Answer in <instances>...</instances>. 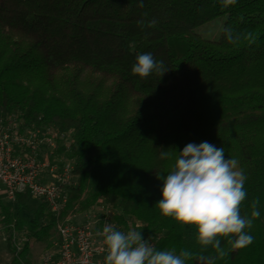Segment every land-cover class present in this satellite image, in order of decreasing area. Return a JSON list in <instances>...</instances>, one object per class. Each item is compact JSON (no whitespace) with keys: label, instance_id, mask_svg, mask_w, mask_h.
I'll list each match as a JSON object with an SVG mask.
<instances>
[{"label":"trees","instance_id":"trees-1","mask_svg":"<svg viewBox=\"0 0 264 264\" xmlns=\"http://www.w3.org/2000/svg\"><path fill=\"white\" fill-rule=\"evenodd\" d=\"M0 0V113L52 124L74 139L76 185L62 212L88 211L98 200L141 224L157 250H187L185 264H264V0ZM227 14L217 39L194 28ZM155 21L154 26H149ZM167 70L132 74L140 54ZM223 147L246 176L241 216L259 218L235 249L219 237L224 256L196 243V229L160 214L162 181L189 143ZM63 149V147H61ZM167 156L162 157V153ZM29 196L0 202L4 221L28 240L10 264H30L31 243L47 239L56 217ZM32 241V242H31ZM51 244V243H50ZM49 244V245H50Z\"/></svg>","mask_w":264,"mask_h":264},{"label":"clouds","instance_id":"clouds-1","mask_svg":"<svg viewBox=\"0 0 264 264\" xmlns=\"http://www.w3.org/2000/svg\"><path fill=\"white\" fill-rule=\"evenodd\" d=\"M235 3V0H227ZM140 6H143L141 0ZM155 21L149 26H154ZM132 74L141 79L153 72L160 77L167 71L163 61H156L151 53L140 54L132 66ZM168 153H162L167 156ZM162 181L161 199L156 207L164 217H170L181 226L196 229V243L202 249L211 246L222 257L219 237L227 238L233 250L246 247L253 237L246 233L253 218H259L257 205L252 202V218L241 216L240 205L246 199L244 188L246 176L237 169V161L225 157L224 148L208 141L189 143L177 154L176 160L166 176L157 177ZM107 255L104 264H185L193 254L182 250H157L140 231L127 233L105 226L102 233ZM214 257L199 256L200 264H213Z\"/></svg>","mask_w":264,"mask_h":264},{"label":"built area","instance_id":"built-area-1","mask_svg":"<svg viewBox=\"0 0 264 264\" xmlns=\"http://www.w3.org/2000/svg\"><path fill=\"white\" fill-rule=\"evenodd\" d=\"M69 134L52 124L28 123L15 111L0 113V202L6 199L14 203L18 194L26 193L29 198L44 201L56 217V239L42 252L37 264H104L106 246L98 233L108 225L125 232L134 226L131 222L136 228L141 223L130 217L121 222L107 215L95 224L89 220L75 223L70 217L72 211L61 215L70 187L77 183L74 159L66 154L74 142ZM101 202L114 209L104 200L97 203ZM118 214L116 211L115 217ZM4 218L0 206V241L11 243L14 254H18L28 240L27 234L18 231L14 222L7 224Z\"/></svg>","mask_w":264,"mask_h":264},{"label":"rangeland","instance_id":"rangeland-1","mask_svg":"<svg viewBox=\"0 0 264 264\" xmlns=\"http://www.w3.org/2000/svg\"><path fill=\"white\" fill-rule=\"evenodd\" d=\"M226 19H227V14H221V15L216 16L215 18L211 19L210 21H207V22L199 25L198 27L194 28L193 31L200 34L201 37H203V38H206V39L211 38V40L217 39L221 33L222 27H223ZM38 202H39L38 199L29 198L26 207H23L21 210V215L25 218H30L31 211L33 208H35L38 205ZM3 203L11 206L13 211H16L13 203L8 202L6 199ZM103 215H107L113 220L115 218H117V217H115L116 210H114L112 208L111 209L106 208V205L104 204V202L97 203V204L93 205L88 211H85V212L79 211V210L72 212L70 217H72V220L75 223H81V222L89 220L95 224L96 222H98L97 219H101ZM130 225H134V226L130 227L129 229H126L127 232L130 230L137 231V228L135 227V223L131 222ZM126 230H125V233H127ZM54 239H56V227L53 230V233L47 239H44L42 241H34V240H33V242L31 241L32 242L30 244L31 248H30V251L28 253L31 264L32 263L37 264L42 252L48 246L51 245L50 243H52L51 241H53ZM0 253L3 254V256H2L3 259L1 261L2 263H0V264H8L10 257H11V251H10V248H9V245L7 242L0 241Z\"/></svg>","mask_w":264,"mask_h":264},{"label":"crops","instance_id":"crops-1","mask_svg":"<svg viewBox=\"0 0 264 264\" xmlns=\"http://www.w3.org/2000/svg\"><path fill=\"white\" fill-rule=\"evenodd\" d=\"M27 219H29V218H27ZM3 254L2 253H0V263H2L1 261H2V259H3ZM10 259H11V257H10ZM8 264H10V260H9V262H8ZM31 264V263H30ZM33 264V263H32Z\"/></svg>","mask_w":264,"mask_h":264}]
</instances>
